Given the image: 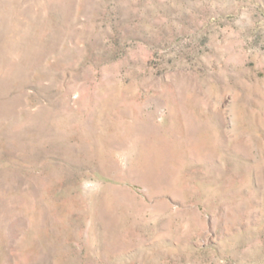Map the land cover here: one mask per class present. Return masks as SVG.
I'll return each instance as SVG.
<instances>
[{
    "label": "rangeland",
    "instance_id": "1",
    "mask_svg": "<svg viewBox=\"0 0 264 264\" xmlns=\"http://www.w3.org/2000/svg\"><path fill=\"white\" fill-rule=\"evenodd\" d=\"M0 264H264V0H0Z\"/></svg>",
    "mask_w": 264,
    "mask_h": 264
}]
</instances>
